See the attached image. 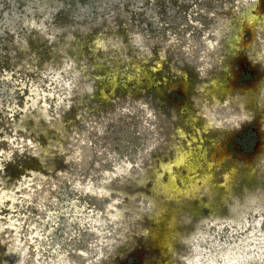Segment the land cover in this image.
<instances>
[{"label": "rangeland", "instance_id": "obj_1", "mask_svg": "<svg viewBox=\"0 0 264 264\" xmlns=\"http://www.w3.org/2000/svg\"><path fill=\"white\" fill-rule=\"evenodd\" d=\"M0 264H264V0H0Z\"/></svg>", "mask_w": 264, "mask_h": 264}, {"label": "bare ground", "instance_id": "obj_2", "mask_svg": "<svg viewBox=\"0 0 264 264\" xmlns=\"http://www.w3.org/2000/svg\"><path fill=\"white\" fill-rule=\"evenodd\" d=\"M247 14V21L248 23H252V20L255 18L253 13H246ZM210 122L207 123V125H209ZM176 134L178 135L177 137L182 139L185 135V133L182 131V128H179L178 131L176 132ZM185 138V137H184ZM175 158L173 160H171L170 162H164L163 163V171L167 170V173L169 174V180L167 182V186H169L170 188L173 186H176L175 183V179H176V175H175V170L174 167H181L182 165H185L187 167V171L189 172L188 174H190V171H195L196 169V163L193 160V151L192 149L190 150V148H182L180 146H175ZM191 158V159H190ZM221 158V157H220ZM175 167V168H176ZM226 184L225 187L228 186V181L230 178L229 174H226ZM171 177V178H170ZM205 182H208L207 179H204ZM194 185V184H193ZM177 187V186H176ZM188 188H190V185H188ZM189 190V189H188Z\"/></svg>", "mask_w": 264, "mask_h": 264}, {"label": "flooded vegetation", "instance_id": "obj_3", "mask_svg": "<svg viewBox=\"0 0 264 264\" xmlns=\"http://www.w3.org/2000/svg\"><path fill=\"white\" fill-rule=\"evenodd\" d=\"M246 30L251 34L252 28H251V25L249 23H246ZM249 33H248V35H249ZM239 63L240 62H238L237 65H239ZM244 69H245V67L242 68V73H247L248 71H250V68L249 67H248L247 71H245ZM175 95L176 96H179V97L182 96V91L177 92Z\"/></svg>", "mask_w": 264, "mask_h": 264}]
</instances>
